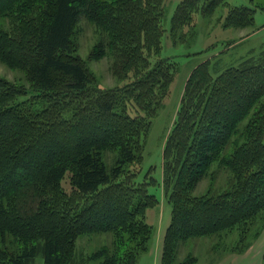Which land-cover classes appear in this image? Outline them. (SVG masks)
Masks as SVG:
<instances>
[{"label":"trees","instance_id":"trees-1","mask_svg":"<svg viewBox=\"0 0 264 264\" xmlns=\"http://www.w3.org/2000/svg\"><path fill=\"white\" fill-rule=\"evenodd\" d=\"M226 1L181 0L171 33ZM163 4L0 0V62L26 79L0 76V264H33L39 254L44 264H75L76 239L95 232L113 236L111 247L90 255L98 264H136L147 250L146 210L159 200L148 190L156 182L151 168L137 175L150 119L177 68L159 56ZM254 8L228 6L224 26H249ZM82 17L100 32L89 58L112 57L126 83L98 87L74 54ZM215 66L206 59L190 71L163 144L161 186L171 211L161 264L192 263L190 256L175 263L180 241L264 217V50L213 76ZM108 149L117 152L110 166L102 156ZM214 165L230 175L226 188L195 194ZM66 172L70 193L60 185Z\"/></svg>","mask_w":264,"mask_h":264},{"label":"rangeland","instance_id":"rangeland-1","mask_svg":"<svg viewBox=\"0 0 264 264\" xmlns=\"http://www.w3.org/2000/svg\"><path fill=\"white\" fill-rule=\"evenodd\" d=\"M181 0H164L159 56L168 58L177 64L176 71L169 85V91L162 100V106L150 119L149 130L144 140L143 158L137 179L141 180L148 169L156 182L148 186L150 193L156 195L159 203L146 210L145 220L153 226L148 248L138 255L136 264H161L163 235L170 219L171 206L163 194L162 149L165 138L176 118V110L185 79L198 63L210 59L216 61L211 73L216 76L221 69L237 64L242 58L255 55L264 50V0H227V4L218 6L211 15L195 13L190 25H184L175 34L170 31V20L176 5ZM244 5L255 7L254 19L249 26H224V16L228 6ZM256 5V6H254ZM100 38V32L84 17L73 31L74 54L85 61L88 70L95 77L100 88L114 87L127 82L119 78L112 69V57L90 59L89 53ZM217 69V70H216ZM0 76L17 84L26 85L24 73L11 69L0 62ZM25 96V95H23ZM22 96V97H23ZM134 110L131 114H134ZM245 118L239 128L245 125ZM117 152L108 149L103 152V160L110 166ZM140 165H133L136 169ZM230 178L224 169H216L212 174L201 179L194 189L195 194L221 192ZM65 192L71 191L69 172L60 181ZM113 236L109 233H88L79 236L74 245L75 264H98L90 255L102 246L111 247ZM18 247V243L15 248ZM190 256L191 264H264V217L255 218L248 225L237 227L223 233L191 237L180 241L175 249V263ZM33 264H44L37 255Z\"/></svg>","mask_w":264,"mask_h":264}]
</instances>
